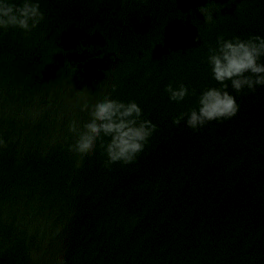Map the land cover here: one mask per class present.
<instances>
[{
	"label": "water",
	"instance_id": "obj_1",
	"mask_svg": "<svg viewBox=\"0 0 264 264\" xmlns=\"http://www.w3.org/2000/svg\"><path fill=\"white\" fill-rule=\"evenodd\" d=\"M31 2L36 27L0 28V264H264V86L226 81L235 116L174 123L223 87L219 37H264V0ZM105 97L156 125L130 164L103 134L71 150Z\"/></svg>",
	"mask_w": 264,
	"mask_h": 264
},
{
	"label": "clouds",
	"instance_id": "obj_2",
	"mask_svg": "<svg viewBox=\"0 0 264 264\" xmlns=\"http://www.w3.org/2000/svg\"><path fill=\"white\" fill-rule=\"evenodd\" d=\"M200 12L205 14L208 22H212L211 11L201 7ZM18 13V14H17ZM43 19L39 3L24 0L22 7H17L4 0L0 3V28L20 27L30 30L29 21H33L31 27H36ZM199 42V35L196 36ZM219 47L210 49L208 61L212 66L214 79L222 84V88H209L199 98V109H193L190 113H183L174 119L179 125L184 116H187V124L193 129L205 125L209 121L231 118L239 110V105L233 95L226 89L231 81L232 88L241 92L247 87L255 91L257 85L264 86V63L260 58L264 57V37L253 36L248 40H225L223 36L218 38ZM250 73V75H246ZM166 91L173 101H183L189 94V89L184 84L174 88L171 84ZM84 110L89 109L86 103ZM141 107L136 102L123 103L110 97L91 106L90 121L84 125V131L79 132L77 123L74 121L70 131L78 133L79 138L72 151L81 157L95 151L96 142L103 136H110L111 141L105 146L108 155L107 164L123 161L125 164L132 163L138 153L144 150L148 138L156 129V125L150 120H142ZM78 162V166H79Z\"/></svg>",
	"mask_w": 264,
	"mask_h": 264
}]
</instances>
